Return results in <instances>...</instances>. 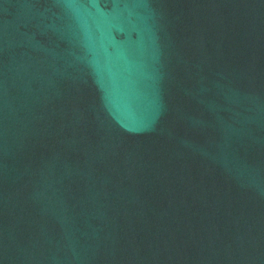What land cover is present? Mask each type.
<instances>
[{
	"label": "water",
	"instance_id": "water-1",
	"mask_svg": "<svg viewBox=\"0 0 264 264\" xmlns=\"http://www.w3.org/2000/svg\"><path fill=\"white\" fill-rule=\"evenodd\" d=\"M0 264H264V0H0Z\"/></svg>",
	"mask_w": 264,
	"mask_h": 264
}]
</instances>
